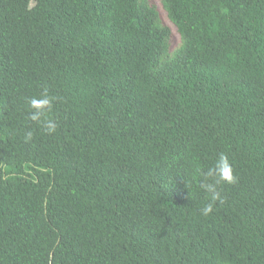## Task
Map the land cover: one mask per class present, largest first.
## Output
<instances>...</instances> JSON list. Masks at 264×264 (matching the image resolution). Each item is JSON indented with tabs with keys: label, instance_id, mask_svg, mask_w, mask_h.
Wrapping results in <instances>:
<instances>
[{
	"label": "trees",
	"instance_id": "obj_1",
	"mask_svg": "<svg viewBox=\"0 0 264 264\" xmlns=\"http://www.w3.org/2000/svg\"><path fill=\"white\" fill-rule=\"evenodd\" d=\"M0 264H264V0H0Z\"/></svg>",
	"mask_w": 264,
	"mask_h": 264
},
{
	"label": "clouds",
	"instance_id": "obj_2",
	"mask_svg": "<svg viewBox=\"0 0 264 264\" xmlns=\"http://www.w3.org/2000/svg\"><path fill=\"white\" fill-rule=\"evenodd\" d=\"M31 104L34 108L37 109L36 112H34L30 119L33 121L40 120L41 116L43 115L44 109L47 108L50 104L49 99L44 98L40 100L33 99L31 101ZM45 130L49 133L55 132L56 130V124L48 121L45 124ZM31 133L26 134V139H31ZM206 178H213L212 182H207L203 184L204 189L210 194L211 201H216L220 199V194L217 191V185L221 183H234L235 182V176L233 175V170L231 167V164L229 162L228 157L221 153L217 157L214 166L207 171L205 174ZM213 210L212 203H208L205 206H203L199 211L201 215L207 216L209 213H211Z\"/></svg>",
	"mask_w": 264,
	"mask_h": 264
},
{
	"label": "rangeland",
	"instance_id": "obj_3",
	"mask_svg": "<svg viewBox=\"0 0 264 264\" xmlns=\"http://www.w3.org/2000/svg\"><path fill=\"white\" fill-rule=\"evenodd\" d=\"M165 22H167L170 25L172 35H177V31L175 30V28L167 20ZM172 44L174 46H177V44H178V36H175L174 39H172Z\"/></svg>",
	"mask_w": 264,
	"mask_h": 264
}]
</instances>
